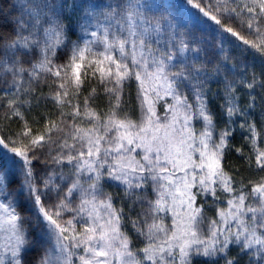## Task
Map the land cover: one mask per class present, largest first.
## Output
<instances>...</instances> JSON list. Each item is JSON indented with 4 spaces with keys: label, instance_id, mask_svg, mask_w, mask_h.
<instances>
[{
    "label": "snow or ice",
    "instance_id": "1",
    "mask_svg": "<svg viewBox=\"0 0 264 264\" xmlns=\"http://www.w3.org/2000/svg\"><path fill=\"white\" fill-rule=\"evenodd\" d=\"M83 2L21 0L20 15L8 21L12 33L3 32L6 25L0 24V84L5 85V108L11 112L5 115L22 122L19 131L0 134V264H25L24 255L37 243L30 236L33 224L47 245L33 264H74L81 250L79 264H192L195 258H206L207 264H239L243 256L247 264H264V176L245 184L223 165L238 119L250 153L240 147L234 151L250 168L264 171L262 132L251 119L257 107L252 93L264 89V79L255 73L250 80L225 76L223 102L219 113L213 112L206 88L210 70L200 60L190 24L181 25L163 3L150 0H110L101 11V5L89 2L82 9L79 38L72 40L64 13ZM184 2L221 37L230 34L246 50L264 53V0ZM220 16L238 20L253 39L224 24ZM219 49L224 51L222 44ZM33 50L37 58L25 67L22 56ZM64 50L66 62L56 63L57 52ZM211 71L219 74V64ZM49 77L54 90L36 97L37 106L50 100L60 115L54 120L42 114L43 128L33 133L21 111H30L32 100L21 97L33 95V81ZM91 80L107 97L103 116L92 107L97 87L80 99ZM132 81L137 85L138 121L126 112L120 116L128 103L125 85ZM235 84L249 92L244 106ZM167 97L173 103H166L160 116L156 104ZM32 123L40 120L33 118ZM34 162L45 168L67 163L72 172L46 171L38 179ZM16 175L20 184L10 189ZM106 181L123 188L127 212L123 202L117 207L112 193L104 192ZM149 185L155 199L148 198ZM218 193L226 194L227 207L217 206L216 217H206L197 197H211L218 205ZM24 209H35V218L22 215ZM66 213L69 219H63ZM169 214L170 225L164 223ZM129 224L145 241L143 247L133 246ZM233 247L238 249L235 256L230 255Z\"/></svg>",
    "mask_w": 264,
    "mask_h": 264
},
{
    "label": "trees",
    "instance_id": "2",
    "mask_svg": "<svg viewBox=\"0 0 264 264\" xmlns=\"http://www.w3.org/2000/svg\"><path fill=\"white\" fill-rule=\"evenodd\" d=\"M91 1V0H89ZM79 2V0H77ZM151 3L160 4L163 3L165 7H167L171 14L175 16L181 25L185 22L191 25V36L196 39L198 42L201 52H200V60L207 64L208 69L210 70V75L207 80L206 88L208 89L207 97L209 107L213 112L219 113L220 105L223 102L224 96V88H225V76L228 77L229 80L235 81L239 80L241 77H247L248 80L251 79L253 74L252 70L254 68V63L259 61H264V53L257 52L255 49L247 48L243 46L242 42H238L235 38H232L230 34L225 37H221L216 29L212 26L211 23H201L199 22V14L196 12L194 8L189 7L185 4L184 0H150ZM21 0H0V24L6 25L2 31L6 34L12 33V25L8 23V21L13 20L17 16L20 15V5ZM73 0H68V4H72ZM15 5V6H14ZM235 6V5H230ZM82 14L81 7L72 9L69 8L65 11V23H70L72 31L69 33L72 40H77L78 30H79V22ZM224 24H227L234 28L235 31L239 32L241 35L245 36L248 39H253L252 36L249 35V32L245 29L241 28V25L238 20L235 18L229 20L225 16L219 17ZM223 45L224 51L221 52L219 49V45ZM66 52L58 51L56 63H64L66 62ZM227 56L229 59L224 61L222 59L223 56ZM37 58V53L35 50L31 54H24L22 56L24 66L30 67L31 62ZM219 64L221 71L219 74L212 72L214 66ZM246 67L247 71H244ZM228 69H231L229 71ZM8 79H11L9 76ZM25 81L27 82L28 77L27 74L24 76ZM52 84V79L46 78L42 79L40 82L33 81L32 88L35 90L33 95L30 97H21L22 99H31L32 100V108L29 111L26 107L22 108L21 111L25 113L26 118L29 120V124L32 127L33 133H38L42 130L44 124V116L42 114L47 113L51 119H58L60 112L54 106V104L50 100H40L39 105L37 106L36 97H40L42 94L47 95L50 91L54 90V87L50 88ZM27 83H25V87H27ZM5 85L0 84V129H3V133L5 135H11L13 132L19 131L22 127V122L16 117H11L8 119L5 115L8 99L4 97V89ZM91 87H97L98 97L96 101L92 104V107L95 108L98 112L103 116L104 113L108 111V102L107 97L103 95V89L100 87L95 80H91L89 83H86L85 87L81 90L80 99L83 100V97L88 95ZM237 94L240 96V104L244 106L248 102L249 92L244 89L242 85L235 84ZM136 90L137 85L135 81L130 82L125 85L124 89V99L128 101L123 111L120 113L121 118H123L124 113L126 112L132 120L138 121L139 119V108L136 102ZM257 98V107L254 112L251 113V119L255 120L258 131L262 132V136L259 142V147L264 148V128L262 124V117H264V100L261 99L264 96V90L257 87L255 92L252 93ZM11 98V97H8ZM162 102H158L156 104L157 114H163V108L161 107ZM65 111H68L66 108ZM7 116H11V112L7 111ZM33 118L39 119V124L32 123ZM239 120L237 119L235 127V133L233 138L230 140V144L232 148H230L226 154L223 161L224 169L230 175H232L236 181L243 180L245 184L248 183L249 180L256 181L261 176H264V171H259L253 165L251 168L246 163L245 159L241 157L240 154L234 151L235 147H240L243 149L244 153H250V146L244 140V136L247 133L239 128ZM82 126L88 127L89 125L83 124ZM218 126H222V121L218 123ZM12 145H10L11 147ZM43 159V157L41 158ZM33 167L36 171L37 178L44 175L46 171L54 170L57 173L61 171L67 176L72 172V168L70 165L65 163L62 166H49L45 168V166L40 162H34ZM57 183L60 181L57 179ZM20 184V177L18 175L13 177L12 182L9 185L10 189H15ZM65 187L67 185H64ZM239 186V185H237ZM104 192L112 193L114 197V203L117 207L121 205L123 202L125 206V212H127V204L128 201L124 198L123 189L118 186L113 185L110 181H106L103 183ZM221 196L222 202L218 205L213 204L212 198L208 197L206 200L202 196L197 197V204H203L206 213L210 216L216 215V208H223L226 205V194L218 193ZM52 201H47V203H51ZM19 210V209H18ZM137 211V210H136ZM22 215L30 216L35 218V209L28 211L27 209L21 210ZM131 215L135 217L136 212H132ZM71 216L70 213H66L63 219H69ZM79 227V226H78ZM31 238L36 241V246L32 248L31 251L27 252L24 255L25 264H33V262L39 258L43 251V247L47 246L46 242L38 235L40 232L39 228H36L33 224L30 229ZM126 231L133 238V246L135 248H141L144 246L145 241L142 238L136 237L134 233L131 231V225H127ZM238 252L236 247L231 249L230 255L235 256ZM80 255V252H77ZM77 256V255H76ZM76 256L73 257L74 264L77 263ZM247 256L238 257L239 264H247ZM192 264H207L206 258H195ZM220 264H223L221 261Z\"/></svg>",
    "mask_w": 264,
    "mask_h": 264
},
{
    "label": "rangeland",
    "instance_id": "3",
    "mask_svg": "<svg viewBox=\"0 0 264 264\" xmlns=\"http://www.w3.org/2000/svg\"><path fill=\"white\" fill-rule=\"evenodd\" d=\"M89 2H91V3H96V4L101 5V7H98V8H97V11H101V10H102V6H103V5H106L108 2H110V0H91V1H89V0H84V2H83L82 5H81V10L83 9V7H87ZM81 15H82V14H81ZM77 34H78V37H77V40H78L79 35H80L79 30H78V33H77ZM89 59H91V57H89ZM252 72L255 73V74L257 75L258 78H260V79H264V61H259V62L254 63V68H253ZM263 90H264V89H263ZM191 99H192V97H191V94L189 93V101H191ZM165 101H166V102H165ZM160 102H162V103H161V107L163 108V114L160 115V116H163V115L165 114V110H166V103H167V104H171V103H173V101H172L171 97H167V98H165V99L160 100ZM158 115H159V114H158ZM139 118H140V111H139ZM262 118H263V119H262V124H263V128H264V117H262ZM138 120H139V119H138ZM195 126H196L197 129H200V128L202 127V124L197 123ZM263 131H264V130H263ZM263 140H264V137H263ZM110 182H111L113 185L118 186V185H117V182H113V181H110ZM118 187H120V186H118ZM120 188L123 189L122 187H120ZM193 191H196V189L194 188ZM147 195H148V198H149V199H155V196H154V194H153V192H152L151 185H149V186L147 187ZM205 200H206V199H205ZM144 207H147V205H144ZM226 207H227V204H226L223 208H226ZM139 209H140V206L137 205L136 210L139 211ZM204 212H205L206 217H209V218H215V217H216V215H214V217L208 215V214L206 213V210H205V209H204ZM164 223H165V224H169V225L171 224V216H170V214H169V217H168L167 219H165ZM206 223H207V222L205 221V229H206ZM79 252H80V254H82V250L79 251ZM78 256H79V255L77 254L76 259H75V260H77V263H76V264H79Z\"/></svg>",
    "mask_w": 264,
    "mask_h": 264
}]
</instances>
